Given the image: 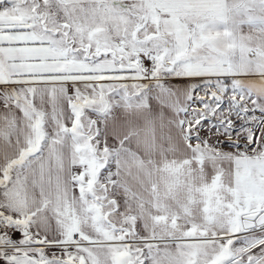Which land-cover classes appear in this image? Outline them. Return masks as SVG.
<instances>
[{
    "label": "snow or ice",
    "instance_id": "6c2138e0",
    "mask_svg": "<svg viewBox=\"0 0 264 264\" xmlns=\"http://www.w3.org/2000/svg\"><path fill=\"white\" fill-rule=\"evenodd\" d=\"M0 264H264V0H0Z\"/></svg>",
    "mask_w": 264,
    "mask_h": 264
}]
</instances>
